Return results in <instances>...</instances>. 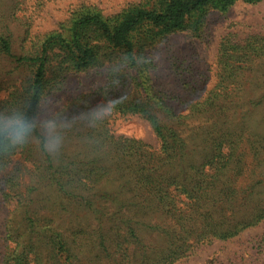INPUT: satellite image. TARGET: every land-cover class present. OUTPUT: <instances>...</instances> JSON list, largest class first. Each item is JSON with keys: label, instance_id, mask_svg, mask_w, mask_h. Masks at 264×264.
<instances>
[{"label": "trees", "instance_id": "obj_1", "mask_svg": "<svg viewBox=\"0 0 264 264\" xmlns=\"http://www.w3.org/2000/svg\"><path fill=\"white\" fill-rule=\"evenodd\" d=\"M235 1L141 0L112 16L81 6L18 54L0 31L7 72H29L18 84L9 77L0 102V167L17 121L31 126L24 138L37 137L43 157L22 191L21 181L2 177L4 193L15 199L6 224L8 264H174L201 244L264 221V37L240 44L224 37L216 83L185 112L153 87L151 62L139 56L145 43L170 32L198 34L210 7L226 11ZM139 25L149 37L137 43L130 31ZM100 59L108 82L51 123H37L40 101L67 72ZM104 109L147 120L159 147L116 135ZM65 119L80 123H57ZM43 181L55 193L39 199L34 191Z\"/></svg>", "mask_w": 264, "mask_h": 264}, {"label": "rangeland", "instance_id": "obj_2", "mask_svg": "<svg viewBox=\"0 0 264 264\" xmlns=\"http://www.w3.org/2000/svg\"><path fill=\"white\" fill-rule=\"evenodd\" d=\"M140 1L0 0V31L10 36L14 53L30 52L39 39L61 28L67 23L71 13L81 6L95 7L102 15L112 16L126 6ZM147 28L146 25H139L130 31L135 36V42L149 37H146ZM251 36L264 37V0L254 3L236 0L226 11L210 7L198 34L187 30L170 32L156 38L152 43H145L139 53L140 61L146 63L145 65L151 62L148 76L153 87L171 96L168 103L175 111L185 112L188 102L204 96L216 83L221 67V40L226 37L229 43L240 44ZM11 66L7 59H0V102L7 96L9 77L13 78L14 84H18L29 73L25 67H19L12 75L7 72ZM106 67L108 63L100 59L95 66L68 71L58 86L59 89L40 101L37 123H51L50 120L56 113L66 108L69 103L78 99L81 101L85 95L87 98L90 93L99 91L109 80ZM102 95L103 91H100L99 97ZM100 98L95 101L100 102ZM103 111L111 113L106 109ZM57 123L80 121L65 119ZM106 123H111L116 135L138 139L153 149L159 147V141L149 122L137 114L111 113ZM10 140L12 147H9V152L4 153L5 159L0 167V264H8L5 259L10 243L6 238V224L15 205V199L4 193L8 189L3 191L2 177L7 179L8 175H12L13 178L9 180L21 181L19 189L22 191L30 185L29 178H34L36 172L40 171L38 162L39 158L43 159L37 137L23 138L20 143ZM57 142L58 139L49 142V145ZM45 182L36 185V198L40 199L46 192L52 195L55 193L54 187ZM263 233L264 221H261L232 238L201 244L174 264H264V244H260Z\"/></svg>", "mask_w": 264, "mask_h": 264}, {"label": "clouds", "instance_id": "obj_3", "mask_svg": "<svg viewBox=\"0 0 264 264\" xmlns=\"http://www.w3.org/2000/svg\"><path fill=\"white\" fill-rule=\"evenodd\" d=\"M106 105V104H105ZM104 107V105L99 106V108ZM30 125H27L23 122L17 121L14 124V127L11 129L10 135L14 143H20L23 141V138L30 130Z\"/></svg>", "mask_w": 264, "mask_h": 264}]
</instances>
